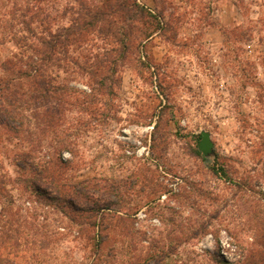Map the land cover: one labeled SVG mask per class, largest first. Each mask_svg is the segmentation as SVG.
<instances>
[{
  "label": "rangeland",
  "instance_id": "1",
  "mask_svg": "<svg viewBox=\"0 0 264 264\" xmlns=\"http://www.w3.org/2000/svg\"><path fill=\"white\" fill-rule=\"evenodd\" d=\"M138 2L164 26L139 50L136 28L125 55L89 29L54 53L48 81L20 79L30 92L50 81V95L20 97L0 126V264H244L243 246L264 252V0ZM79 9L0 0V78L5 60L39 59L69 35ZM202 130L209 163L195 151ZM28 153L39 181L21 168ZM217 159L240 185L213 173Z\"/></svg>",
  "mask_w": 264,
  "mask_h": 264
},
{
  "label": "trees",
  "instance_id": "2",
  "mask_svg": "<svg viewBox=\"0 0 264 264\" xmlns=\"http://www.w3.org/2000/svg\"><path fill=\"white\" fill-rule=\"evenodd\" d=\"M85 1L86 0H77L80 8L79 16H82V22L77 23L75 28L72 27V29H70V34L66 37L62 35V40L55 39L45 41V44H42L43 48L40 47L37 51L39 59H35V57L30 56V60L26 61V64L23 63L22 60L14 62L11 59L5 60L2 63L5 76L0 78V126L6 123L7 118L11 117V119H14V115L17 114V105H19L17 102L20 97L24 100H26L24 97L31 100L38 99L42 95L43 97H49L50 95V90L48 88L49 84H51L50 81L48 83L45 82L44 84H47V86L43 87H41L39 83L34 82L32 84V88L34 85L35 89L30 92L31 88L25 89L20 79L41 77L42 81H48L46 74L51 68L50 62L54 58L57 59L54 53L58 51L59 53L67 54L73 45L80 43V39L85 36L89 29H96L104 34L118 37L122 45L121 55H125L130 47V39L132 37L133 28H136L138 38L140 39V42L135 46L138 50L143 41H148L157 31L164 28L159 20L160 16L163 14L152 13L151 10L141 5L138 0H94L89 4H86ZM145 20H149L151 24H148V26L143 30L141 28L139 29L138 25L140 23L142 24V22L144 23ZM152 24H154V27L149 28ZM64 30H66V28H64ZM133 46L134 45H132V47ZM195 151L201 156V158H203V155L198 148H196ZM20 159L21 168H27V171L30 170L34 173V177L32 179L37 178V181H39L40 175L44 176V171H41V169L39 170L37 167L38 163L30 161V153L25 154L23 158ZM46 170L47 169H45V171ZM211 170L215 175L225 179V181L231 182L237 186L240 185V183L233 178L229 170L219 161V159L211 165ZM48 177L49 179L52 178L50 174H48ZM33 186L37 187H33L35 191H41V194L46 193L45 190H39L37 184ZM59 191L61 194L66 193L64 190ZM52 198L57 200L63 199L59 196ZM69 202L72 204L71 206L75 211H92L95 212V218L100 216L99 212L101 213L102 207H100L97 203H95L92 208L87 210L84 208H75L74 202L71 200H69ZM102 215V217H104V213H102ZM237 247L240 249L239 245ZM242 249L247 253L244 264H264V252L262 250L259 248L247 249L244 246Z\"/></svg>",
  "mask_w": 264,
  "mask_h": 264
},
{
  "label": "water",
  "instance_id": "3",
  "mask_svg": "<svg viewBox=\"0 0 264 264\" xmlns=\"http://www.w3.org/2000/svg\"><path fill=\"white\" fill-rule=\"evenodd\" d=\"M214 147L215 144L211 138V133L207 130H202L198 149L204 155L206 163L211 162L215 158L216 152Z\"/></svg>",
  "mask_w": 264,
  "mask_h": 264
},
{
  "label": "built area",
  "instance_id": "4",
  "mask_svg": "<svg viewBox=\"0 0 264 264\" xmlns=\"http://www.w3.org/2000/svg\"><path fill=\"white\" fill-rule=\"evenodd\" d=\"M65 155H67V154H65ZM163 197H165V196H163ZM136 215H137L138 218H142V217L145 216V212H144V210H141V211H139ZM155 221H158V220H155ZM224 243H227V241H225ZM224 243H223V244H224ZM228 245H229V244H228Z\"/></svg>",
  "mask_w": 264,
  "mask_h": 264
},
{
  "label": "clouds",
  "instance_id": "5",
  "mask_svg": "<svg viewBox=\"0 0 264 264\" xmlns=\"http://www.w3.org/2000/svg\"><path fill=\"white\" fill-rule=\"evenodd\" d=\"M231 259V258H230Z\"/></svg>",
  "mask_w": 264,
  "mask_h": 264
}]
</instances>
